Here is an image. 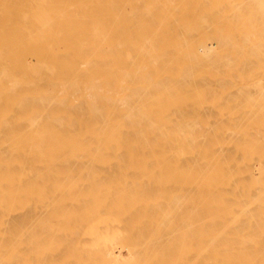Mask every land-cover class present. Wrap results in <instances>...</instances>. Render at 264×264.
<instances>
[{
    "label": "bare ground",
    "instance_id": "6f19581e",
    "mask_svg": "<svg viewBox=\"0 0 264 264\" xmlns=\"http://www.w3.org/2000/svg\"><path fill=\"white\" fill-rule=\"evenodd\" d=\"M0 264H264V0H0Z\"/></svg>",
    "mask_w": 264,
    "mask_h": 264
}]
</instances>
